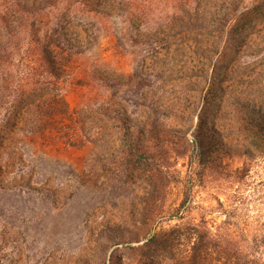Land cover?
Instances as JSON below:
<instances>
[{"label": "rangeland", "instance_id": "rangeland-1", "mask_svg": "<svg viewBox=\"0 0 264 264\" xmlns=\"http://www.w3.org/2000/svg\"><path fill=\"white\" fill-rule=\"evenodd\" d=\"M113 2L106 13L76 10L66 31L80 48L57 74L33 51L16 52L0 124L21 87L52 88L0 133V264H189L186 246L149 239L181 223L216 230L225 219L219 200L228 207L237 182L199 163L201 114L237 150L220 167L251 168L240 227L252 221L264 231V159L239 152L251 144L237 109L264 108V20L234 43H217L214 19L232 0ZM120 109L135 135V124L146 128L151 162L167 170L155 202L141 171H125L133 163L114 118Z\"/></svg>", "mask_w": 264, "mask_h": 264}, {"label": "trees", "instance_id": "trees-1", "mask_svg": "<svg viewBox=\"0 0 264 264\" xmlns=\"http://www.w3.org/2000/svg\"><path fill=\"white\" fill-rule=\"evenodd\" d=\"M243 0H232L223 13L214 19V38L221 43L225 36L230 43L249 33L257 22L264 20V0H252L242 5ZM113 0H0V101L10 96L12 88L11 68L16 52L24 49L39 55L45 70L52 75L68 66L74 49L79 45L71 40L66 31V23L77 15L76 10L84 12H110ZM110 7V8H109ZM109 8V9H108ZM113 8V7H112ZM58 78V77H57ZM21 87V92L13 97L7 109L6 117L0 124V133L12 126L15 114L35 96L49 91L52 87ZM240 112V131L251 146H244L239 152L264 159V108L249 103H237ZM114 118L124 131L128 147L130 170L138 168L151 185V201L155 202L168 186L167 170L161 164H152L150 146L142 139L145 127L135 124L139 133L131 131L132 122L120 110H115ZM154 130V126L150 129ZM178 134L181 130H170ZM193 144L197 148L199 163L207 170H221L226 180L234 179L236 187L227 194V206L220 201L225 219L216 230L198 223H181L170 228L165 235L155 233L149 242L163 246L174 244L186 246V258L189 264H264V231L262 227L252 229V221L240 227L242 215L248 209L251 194L247 193V178L251 168L246 165L231 166L225 163L220 167L221 159L237 150L221 140V135L209 127V119L201 114L195 127ZM220 158V161L218 159ZM263 183V182H262ZM246 184V185H245ZM245 185V186H243ZM226 194V193H225ZM186 200H183V204ZM180 211L178 208L177 212ZM173 218H179L177 214ZM259 221H258V223Z\"/></svg>", "mask_w": 264, "mask_h": 264}]
</instances>
